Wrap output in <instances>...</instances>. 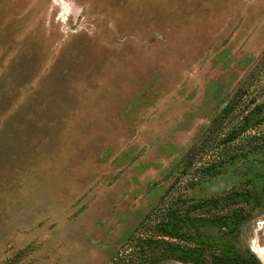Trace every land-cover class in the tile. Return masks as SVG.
Here are the masks:
<instances>
[{
	"label": "rangeland",
	"instance_id": "374dc122",
	"mask_svg": "<svg viewBox=\"0 0 264 264\" xmlns=\"http://www.w3.org/2000/svg\"><path fill=\"white\" fill-rule=\"evenodd\" d=\"M256 107L264 0H0V264H264Z\"/></svg>",
	"mask_w": 264,
	"mask_h": 264
},
{
	"label": "trees",
	"instance_id": "16d2710c",
	"mask_svg": "<svg viewBox=\"0 0 264 264\" xmlns=\"http://www.w3.org/2000/svg\"><path fill=\"white\" fill-rule=\"evenodd\" d=\"M256 112L254 111L252 115L246 117L243 120L242 126H240L239 131L237 133L235 132L234 135L231 136V138H235L237 135H240V133L244 132L247 128L254 127L264 121V115L263 113V108L256 107ZM247 201V199H244ZM213 206L215 207L218 204L217 199H212ZM238 203L236 199H231L228 201L224 206V208L230 207L233 204ZM194 208H197V206H193ZM199 207V205H198ZM217 222L220 223V225L224 228L227 229L228 233L232 234L234 231V225L236 221V216L234 215V218L232 214L229 215H222L218 218H216ZM161 236L169 238L170 240H180V241H189V242H195L197 240V237L199 236H192L187 233L183 232H178L174 228H169L167 225H163L161 227ZM160 244H163L164 248V255L158 258L157 262H154V264H158L160 261H165L167 259H173V260H179L182 261L183 263H191V264H202L201 262H198L197 260H192L191 259V254H189V251L191 249H186L183 250L186 252L185 254H180V251L176 244H172V242H165L163 241H156L154 243V247H160ZM227 250H222L221 253H219V256L216 257L217 263L218 264H261L255 256L250 255L247 259H240L241 263H237L232 260V252L230 247H226Z\"/></svg>",
	"mask_w": 264,
	"mask_h": 264
}]
</instances>
